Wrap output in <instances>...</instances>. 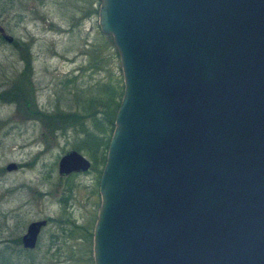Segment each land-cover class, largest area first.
Wrapping results in <instances>:
<instances>
[{
    "label": "water",
    "instance_id": "95a60500",
    "mask_svg": "<svg viewBox=\"0 0 264 264\" xmlns=\"http://www.w3.org/2000/svg\"><path fill=\"white\" fill-rule=\"evenodd\" d=\"M97 25L123 90L92 263L264 264V0H99ZM89 167L68 151L57 173Z\"/></svg>",
    "mask_w": 264,
    "mask_h": 264
},
{
    "label": "rangeland",
    "instance_id": "374dc122",
    "mask_svg": "<svg viewBox=\"0 0 264 264\" xmlns=\"http://www.w3.org/2000/svg\"><path fill=\"white\" fill-rule=\"evenodd\" d=\"M98 6L0 0V25L13 38L11 45L0 40V264H93L99 160L111 136L98 119L107 117L103 102L119 103L123 90ZM84 132L101 138L99 149L82 144ZM68 151L89 170L59 176L57 162ZM8 164L16 170L6 171ZM44 220L34 249H22L17 239L26 226Z\"/></svg>",
    "mask_w": 264,
    "mask_h": 264
},
{
    "label": "trees",
    "instance_id": "16d2710c",
    "mask_svg": "<svg viewBox=\"0 0 264 264\" xmlns=\"http://www.w3.org/2000/svg\"><path fill=\"white\" fill-rule=\"evenodd\" d=\"M120 90H121V87H120ZM118 95H119V91H118ZM120 95H121V92H120ZM100 102H102V101H100ZM100 102H97V105ZM110 102L111 101H109L107 103H106V101L103 102V105H104V108H105L104 111L106 112L105 114L107 115V117L105 118V120L102 119V118H99L98 120L102 121L105 125L106 124L109 125V127H110L109 128L110 129V134H111V131H112V128H111L112 127V123H113L114 116H115V112L117 110V107H118V104L119 103L116 102V100L115 101H112V103H110ZM98 120H97V122H98ZM92 122L95 123L96 121H93L92 120ZM97 122H96V124L100 125L99 122L98 123ZM108 140H109V138L106 140V143H104L106 149H107ZM81 141H82V144L83 145L90 146V147H88L89 149H91V147H93L94 150H96L97 148L99 149L100 146L102 145L101 138L100 137H98L97 135H93L91 133H88V132L87 133L84 132V137L82 138ZM99 161H101V164H102L103 161H104V156H102Z\"/></svg>",
    "mask_w": 264,
    "mask_h": 264
},
{
    "label": "flooded vegetation",
    "instance_id": "af4514ba",
    "mask_svg": "<svg viewBox=\"0 0 264 264\" xmlns=\"http://www.w3.org/2000/svg\"><path fill=\"white\" fill-rule=\"evenodd\" d=\"M0 27L2 28L1 25H0ZM2 29H3V28H2ZM3 31H4V29H3ZM4 33H5V32H4ZM0 40H1V38H0ZM11 44H12V43H11ZM11 44H10V45H11ZM8 165H9V164H8ZM8 165H7V166H8ZM13 165H14V164H13ZM7 166H6V167H7ZM6 167H5V170H6ZM14 170H16V166H15V165H14V169H13V170H10V171H14ZM6 171H7V170H6ZM44 221H45V220H44ZM29 224H30V223H29ZM45 224H47V221H45ZM26 228H27V226H26ZM41 229H43V227H42ZM41 229H40V230H41ZM40 230H39V232H38V234H37L36 240H38V236H39V234H40ZM25 231H26V229H25ZM24 233H25V232H24ZM23 235H24V234H23ZM23 235H22V236H23ZM22 236H21V237H22ZM21 237H20L19 239H17V240H21Z\"/></svg>",
    "mask_w": 264,
    "mask_h": 264
}]
</instances>
